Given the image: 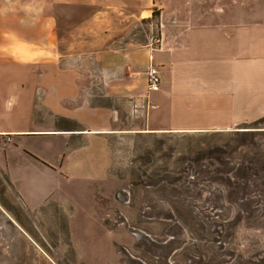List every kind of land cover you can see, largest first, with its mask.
Segmentation results:
<instances>
[{
	"label": "crops",
	"instance_id": "1",
	"mask_svg": "<svg viewBox=\"0 0 264 264\" xmlns=\"http://www.w3.org/2000/svg\"><path fill=\"white\" fill-rule=\"evenodd\" d=\"M177 4L174 18L164 8L154 48L120 42L126 27L97 12L75 24V0H0V176L29 213L51 212L35 200L51 184L108 182L110 140L122 132L228 129L264 113V18L246 16L251 0L233 5L232 20L209 0ZM86 56L97 84L81 75ZM150 63L157 91L146 86ZM124 114L142 128L122 131ZM13 223L16 238L34 242Z\"/></svg>",
	"mask_w": 264,
	"mask_h": 264
},
{
	"label": "rangeland",
	"instance_id": "2",
	"mask_svg": "<svg viewBox=\"0 0 264 264\" xmlns=\"http://www.w3.org/2000/svg\"><path fill=\"white\" fill-rule=\"evenodd\" d=\"M177 1L75 0L74 20L97 12L126 27L120 42L138 46L148 38L156 48L162 12L170 5L166 14L174 18ZM209 1L224 20L234 19L233 5L243 2ZM250 5L246 16L263 20L264 0ZM89 57L81 75L97 84ZM123 116L122 131L142 128ZM262 117L211 131L122 132L110 140L108 182L51 184L35 198L42 210L51 208L47 217L29 213L0 176V264H264ZM13 216L34 242L13 235Z\"/></svg>",
	"mask_w": 264,
	"mask_h": 264
},
{
	"label": "built area",
	"instance_id": "3",
	"mask_svg": "<svg viewBox=\"0 0 264 264\" xmlns=\"http://www.w3.org/2000/svg\"><path fill=\"white\" fill-rule=\"evenodd\" d=\"M145 74H146L145 76L146 86L148 90L149 91L157 90L160 83V76L158 69L153 65H149Z\"/></svg>",
	"mask_w": 264,
	"mask_h": 264
},
{
	"label": "trees",
	"instance_id": "4",
	"mask_svg": "<svg viewBox=\"0 0 264 264\" xmlns=\"http://www.w3.org/2000/svg\"><path fill=\"white\" fill-rule=\"evenodd\" d=\"M261 119H264V117H262ZM260 121V120H259ZM244 133L246 132V131H243Z\"/></svg>",
	"mask_w": 264,
	"mask_h": 264
}]
</instances>
